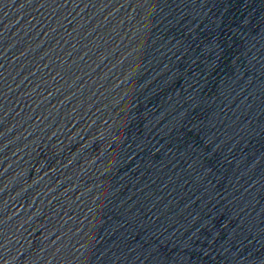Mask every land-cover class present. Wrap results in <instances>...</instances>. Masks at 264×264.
<instances>
[{"label": "water", "instance_id": "1", "mask_svg": "<svg viewBox=\"0 0 264 264\" xmlns=\"http://www.w3.org/2000/svg\"><path fill=\"white\" fill-rule=\"evenodd\" d=\"M0 264H264V0H0Z\"/></svg>", "mask_w": 264, "mask_h": 264}]
</instances>
